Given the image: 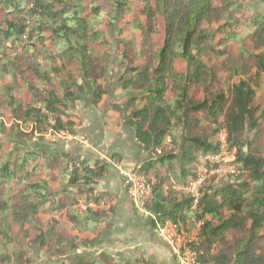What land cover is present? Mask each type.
Returning a JSON list of instances; mask_svg holds the SVG:
<instances>
[{"label":"trees","instance_id":"obj_1","mask_svg":"<svg viewBox=\"0 0 264 264\" xmlns=\"http://www.w3.org/2000/svg\"><path fill=\"white\" fill-rule=\"evenodd\" d=\"M112 42L125 96L109 110L148 156L134 169L155 179L146 209L184 226L202 220L191 248L204 264H264V103L254 107L252 88L264 75V0H0V101L13 127L75 135L68 105L86 95L84 83L92 105L103 101ZM220 117L245 174L207 181L192 212L188 196L165 191L168 176L185 185L197 157L217 151ZM108 169L99 159L0 144V264L22 263L34 232L46 257L70 264H152L75 255L80 236L112 212L114 196L94 189Z\"/></svg>","mask_w":264,"mask_h":264},{"label":"rangeland","instance_id":"obj_2","mask_svg":"<svg viewBox=\"0 0 264 264\" xmlns=\"http://www.w3.org/2000/svg\"><path fill=\"white\" fill-rule=\"evenodd\" d=\"M121 38L126 40L130 39L128 36ZM136 38L138 40V37ZM155 41L157 45H160L161 39L157 35L155 36ZM110 45L111 48L106 50V52H108L106 61L107 72L105 77L107 94L104 97V104L102 105L103 110H101V114L98 112L95 113L89 122V125L93 129L95 135H99L100 133L99 129H96V126H100L102 129L108 128L106 130L107 135H114L120 130L124 131V128H121L119 126L120 124L116 123V121H104L107 118L111 119V117L107 116L105 108L112 102L121 100L125 96L119 81V76L121 75L122 70L120 68V62L117 58V54L120 47L116 46L114 42H112ZM184 67V63H177V69L179 71H184ZM253 78L252 88L255 91L254 107L261 109L264 103V75ZM245 79L249 80L250 78ZM76 83L82 86L81 79L77 78ZM83 85L85 90H87L85 83ZM80 93L81 92L77 90V94L79 95ZM85 100L86 97L84 95L81 96L80 100L75 104L68 105L67 114L69 115L70 113V120L75 124V126L78 124L80 126L82 124V118L84 117L82 110H76V104L80 101L85 102ZM226 110L227 106H224L223 112L225 113ZM257 113L258 114L256 115L262 118L261 112L258 111ZM192 116L199 118L203 117L198 114H194ZM121 120H123V118L119 116L118 121ZM76 121H80L81 123L77 124ZM101 123H103V125H101ZM247 126L250 127L249 124H247ZM262 126L263 125H261V127ZM206 129H209V127ZM213 129H218L216 136V140L218 141L220 135L225 132L222 128V117L219 118L215 126L213 125ZM51 130L56 132L53 129H48L43 132H34L30 127L14 128L7 108L5 107L4 103L0 101L1 145L20 147L24 150L48 149L52 151H63L68 149V151L71 152L69 149L73 147V144L69 141L57 138L54 134H50ZM73 132L75 135L79 134L83 136V133L78 132V130L75 128H73ZM244 134L246 139L250 138V136L253 134L251 127L249 129V134L247 135V128L246 133ZM125 137L126 139L130 138L128 134ZM34 138H36V140H33ZM126 145L128 150L121 146L120 143H113V146L109 149H106L104 152V156L106 158H111L113 165L109 166L110 169H108L104 178L100 181H97L94 189L98 191L107 190L114 195L115 201H113L112 207L110 208L112 212H110L107 216H104L99 221V227L96 233L89 236H80V239H83L82 241H84L86 244L80 243L75 255L92 258L100 252H106L113 256H119L124 260L141 258L149 261L152 264H156L157 261L160 260L166 253H168L169 256L171 255L167 246L158 238L155 231V223L150 219L144 220L141 216L134 212L124 187L123 176V172L133 170L137 167L139 168L141 164L148 159V156L145 154H138L139 152L137 151L136 146H131L130 142ZM263 146L264 138L260 148H263ZM105 147L107 148L108 146ZM121 148L123 151H121ZM138 148L141 150L139 146ZM115 153H119L120 155ZM122 156L126 159L125 161H122ZM101 160L104 161V159ZM240 173L242 176L245 174L243 172ZM149 177L154 176L150 173ZM63 225L69 230V235H76V232L71 233L69 224L63 222ZM35 237L36 233L34 232V234L30 236L29 246L27 247L29 251L25 254L22 263L14 261L13 264H59L60 261L63 262V264L71 263L69 260L70 257H62L59 259L46 257L43 254V250H41L37 245L33 244V239ZM170 259H172V257Z\"/></svg>","mask_w":264,"mask_h":264},{"label":"built area","instance_id":"obj_3","mask_svg":"<svg viewBox=\"0 0 264 264\" xmlns=\"http://www.w3.org/2000/svg\"><path fill=\"white\" fill-rule=\"evenodd\" d=\"M52 125L53 122H50ZM57 138L70 141L86 142L78 136L70 135L66 132H53ZM33 140H36L34 138ZM170 143L167 137L166 144ZM217 151L209 154H201L195 162L194 177L187 181L185 185L178 184L172 177L169 178V185L165 191L181 193L190 199L191 211L196 212L199 205L202 188L207 181L219 182L227 175L238 174L240 164L236 163V149H230L227 143V134L224 132L218 140ZM159 153V150H156ZM124 187L127 196L134 208V211L141 217L150 219L156 225L155 231L158 238L167 246L169 253L175 264H204L201 262V254L191 248V244L197 239V234L202 220H197L195 215L186 220V225L180 222L159 221L158 218L146 209V204L151 198L152 188L155 184L154 177L144 176L136 170L123 172Z\"/></svg>","mask_w":264,"mask_h":264},{"label":"crops","instance_id":"obj_4","mask_svg":"<svg viewBox=\"0 0 264 264\" xmlns=\"http://www.w3.org/2000/svg\"><path fill=\"white\" fill-rule=\"evenodd\" d=\"M106 88H107V86H106ZM85 97H86L85 102L80 101L76 104V107H75L76 110H78V109L82 110V113L84 116L82 118V121H81L82 124L79 126L78 123H81V122L76 121L78 125H76V127H75V129L78 130V132L83 133V136H81L79 134L74 135V136L81 137L86 142V145L82 144L81 141L78 142V141L65 140V141H69L73 144L72 145L73 147L71 149H69L71 152H69L68 149H65V150L59 151V152L69 153L75 157H80L84 160H96V159L101 160V159H104V161H106L109 164V166L113 165V163L111 162V158H106L104 156L105 155L104 152L106 149L111 148L113 146V143H117V144L120 143L121 146H123L126 150H128V148H126L127 147L126 144L130 142L131 146H133V145L136 146L137 151L139 152L138 154H140V155L144 154L143 150L142 149L140 150L138 148L139 145L134 138V134L130 130L127 129V127L125 125V121L124 120L118 121V118L120 115L113 113L109 110L110 105L107 106L105 108V110L107 112V116L111 117V119L107 118L106 120H104V118H103V120L108 121V122L109 121L110 122L116 121V123L120 124L119 126L121 128H124V131L120 130L118 133H116L114 135H109V134L107 135L106 130L108 128L102 129L100 126H96V129H99L100 133H99V135H95L93 129L89 125V122L93 118V115H95V113H97V112L99 114L102 113L101 110H103L102 105L104 104V99L100 104H98L96 106L92 105L90 89L86 90ZM69 115H70V113H69ZM76 119H77V117H76ZM101 125H103V123H101ZM127 134L130 136L129 139H126V137H125V136H127ZM70 135H73V134H70ZM105 146H108V147L106 148ZM72 151H74L75 153ZM121 151H123L122 148H121ZM115 154H119V153H115ZM125 160L126 159L122 156V161H125ZM113 201H115V197H114ZM129 202H130V200H129ZM130 204H131V202H130ZM131 206H132V204H131ZM132 208H133V206H132ZM133 210H134V208H133ZM143 219L148 220L147 218H143ZM170 258H171V256H169V254L166 253L160 260L157 261L156 264H166V263L167 264H174L175 263V262H173L174 260H172ZM162 260H164V261H162Z\"/></svg>","mask_w":264,"mask_h":264},{"label":"water","instance_id":"obj_5","mask_svg":"<svg viewBox=\"0 0 264 264\" xmlns=\"http://www.w3.org/2000/svg\"><path fill=\"white\" fill-rule=\"evenodd\" d=\"M249 129H250V127L248 126V127H247V135L249 134Z\"/></svg>","mask_w":264,"mask_h":264}]
</instances>
